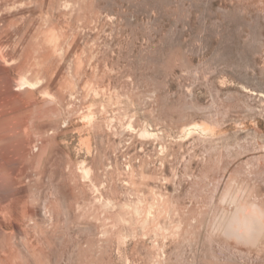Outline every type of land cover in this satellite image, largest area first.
I'll use <instances>...</instances> for the list:
<instances>
[{"label":"rangeland","instance_id":"1","mask_svg":"<svg viewBox=\"0 0 264 264\" xmlns=\"http://www.w3.org/2000/svg\"><path fill=\"white\" fill-rule=\"evenodd\" d=\"M1 27L0 82L30 51L51 96L1 108L0 264H264V0H0Z\"/></svg>","mask_w":264,"mask_h":264},{"label":"bare ground","instance_id":"2","mask_svg":"<svg viewBox=\"0 0 264 264\" xmlns=\"http://www.w3.org/2000/svg\"><path fill=\"white\" fill-rule=\"evenodd\" d=\"M33 3V2H32ZM28 17V16H27ZM3 28H0V38H3ZM9 34V33H8ZM44 36L41 38L42 39V43L38 45L45 48L46 50H50L51 51V56L56 54L57 51H59V41L60 38L58 35L56 34H52V35H48V32L43 33ZM1 40V39H0ZM41 41V40H40ZM4 42V41H3ZM62 42V41H61ZM37 44V43H36ZM12 46V45H11ZM1 48V47H0ZM7 48V47H6ZM5 48V50H7ZM40 48V47H39ZM16 49V48H15ZM41 49V48H40ZM1 50V49H0ZM3 50V49H2ZM1 50V51H2ZM4 51V50H3ZM21 51V54L19 57V61L22 63L23 68H25L26 70L20 75V77H18L19 79L16 80L17 83L15 84L14 87H11L9 82H0V90H2V93L4 95V98L1 99L0 102V116L5 115V111H3V109L1 110V108H4L8 105H13V103L16 100V97H24L26 93L30 92L32 95H41L42 98L47 97V96H51L46 90L48 88L49 82H48V78L50 79V77H41L38 76L39 75V71H35V66L33 64H31V59H32V53L30 51L25 52L26 50H19ZM5 52V51H4ZM12 52V51H11ZM1 53V52H0ZM10 53V52H9ZM18 54V53H17ZM3 55V54H1ZM0 55V56H1ZM16 55V54H15ZM2 58H5L2 56ZM52 58V57H51ZM56 58V57H55ZM1 59V57H0ZM3 59H1L2 61ZM10 61V60H9ZM18 61V62H19ZM17 62V60L15 61ZM17 62V63H18ZM5 63V62H4ZM6 64H8V62H6ZM16 64V63H15ZM19 65V63H18ZM5 66V65H4ZM50 67H46L43 68V72ZM70 68V67H69ZM49 70V69H48ZM50 71V70H49ZM70 75V72H69ZM52 76V75H51ZM55 76V75H54ZM57 77V75L55 76ZM55 79V78H54ZM52 80V79H51ZM15 82V81H14ZM48 82V83H47ZM54 82V81H53ZM47 83V86L44 87V85ZM71 83V82H70ZM54 84V83H53ZM52 84V85H53ZM51 85V86H52ZM63 86V85H62ZM60 87V86H59ZM50 89V88H49ZM65 90V89H64ZM16 92V93H13ZM90 91V90H89ZM72 95V93L70 94V96ZM53 96V95H52ZM50 98V97H49ZM52 99V98H51ZM24 100V98H21V102ZM54 101H58V99L56 100V98L53 97ZM52 100V101H53ZM35 108H37V106H34ZM90 120V118H87ZM200 129H203L204 131L206 130V127L204 125H199L198 126ZM192 129V128H191ZM145 134H149L148 132H144ZM5 150V149H4ZM34 151H38V147H33ZM32 150V151H33ZM89 148H87V154H89ZM1 153V152H0ZM3 154V153H1ZM31 154V153H30ZM32 155V154H31ZM6 159L5 157H1L0 156V170L2 169L3 164H7L6 163ZM81 169V172L84 176L89 175L90 170L88 168H85L84 165H82L79 170ZM82 175V176H83ZM3 181L4 179H0V181ZM50 213V212H49ZM36 217V213H32L29 210L24 211L23 213V217L24 218H32V217ZM49 216V215H48Z\"/></svg>","mask_w":264,"mask_h":264}]
</instances>
